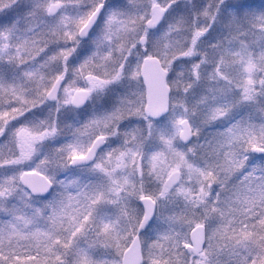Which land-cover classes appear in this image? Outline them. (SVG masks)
I'll return each instance as SVG.
<instances>
[{"label": "snow or ice", "instance_id": "snow-or-ice-1", "mask_svg": "<svg viewBox=\"0 0 264 264\" xmlns=\"http://www.w3.org/2000/svg\"><path fill=\"white\" fill-rule=\"evenodd\" d=\"M0 264H264V5L0 0Z\"/></svg>", "mask_w": 264, "mask_h": 264}, {"label": "rangeland", "instance_id": "rangeland-1", "mask_svg": "<svg viewBox=\"0 0 264 264\" xmlns=\"http://www.w3.org/2000/svg\"><path fill=\"white\" fill-rule=\"evenodd\" d=\"M111 2H112V0H110V3H111ZM227 2H228V3H233L234 0H227ZM246 2H247L248 4H250V5H252V6L264 5V0H246ZM227 14H228V11H227V9H225L224 13H222V15H221V17H220V23L217 24L216 26H214L215 29H216L217 31H219V30L222 28L223 23L226 22ZM214 34H215V33H213V35H214ZM101 103H103V101H101ZM85 111H86V112H87V111H90V109H86ZM125 123L128 124V126H132V125H134V124L136 123V121H135V119H133L132 121H127V122H125ZM69 174H74V173H71V172H70Z\"/></svg>", "mask_w": 264, "mask_h": 264}, {"label": "water", "instance_id": "water-1", "mask_svg": "<svg viewBox=\"0 0 264 264\" xmlns=\"http://www.w3.org/2000/svg\"><path fill=\"white\" fill-rule=\"evenodd\" d=\"M47 195V194H46Z\"/></svg>", "mask_w": 264, "mask_h": 264}]
</instances>
